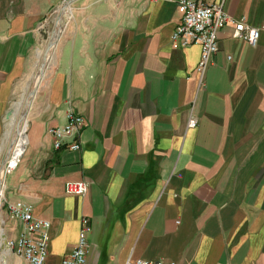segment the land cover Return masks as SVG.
<instances>
[{
  "label": "crops",
  "instance_id": "crops-1",
  "mask_svg": "<svg viewBox=\"0 0 264 264\" xmlns=\"http://www.w3.org/2000/svg\"><path fill=\"white\" fill-rule=\"evenodd\" d=\"M68 1L0 0V164L50 20ZM224 8L259 28V39L251 47L225 25L199 85L200 47L170 40L174 3L68 7L0 188V264H27L6 251L24 226L5 201L49 223L46 264L71 251L81 217L91 226L86 264H264V0ZM69 109L83 119L80 149L55 150L47 130L63 126ZM68 181L85 182L86 195H66Z\"/></svg>",
  "mask_w": 264,
  "mask_h": 264
},
{
  "label": "built area",
  "instance_id": "built-area-1",
  "mask_svg": "<svg viewBox=\"0 0 264 264\" xmlns=\"http://www.w3.org/2000/svg\"><path fill=\"white\" fill-rule=\"evenodd\" d=\"M168 1L177 6L180 14V23L175 26L170 40L179 43L182 47L196 45L201 49L199 61L194 70L199 85L202 83V76L211 57L218 51L217 34L225 25L233 24V37L244 40L249 46L255 47L258 42L260 29L247 26L244 20L232 21L224 8L226 0H218L215 3H206L204 0ZM196 126V119L190 116L187 127L193 129ZM82 127L83 119L81 116L69 109L66 115V123L63 126L49 128L47 135L52 137L55 150L61 148L79 150L80 144L77 139ZM13 169L7 165L4 177ZM63 190L68 196L83 197L87 193L88 185L82 181H68L64 183ZM2 206L11 218L21 222L24 226L23 232L17 239L6 241V251L22 258L27 264H46L50 241L48 236L49 223L34 218L31 207L22 201H5ZM90 233L91 226L88 218L81 217L77 241L71 251L62 258L61 264H86L89 248L87 239ZM125 264L162 263L128 259Z\"/></svg>",
  "mask_w": 264,
  "mask_h": 264
},
{
  "label": "water",
  "instance_id": "water-1",
  "mask_svg": "<svg viewBox=\"0 0 264 264\" xmlns=\"http://www.w3.org/2000/svg\"><path fill=\"white\" fill-rule=\"evenodd\" d=\"M74 1L75 0H69L68 2H66L65 4H63L61 6V8H60V10H59V12L57 14V17H56V23H55V28L53 30V35H52L51 40H50V42H49V44L47 46V49L50 48L51 45L52 46H56L59 34L61 32V29H62L63 15H64L65 11L67 10V8L70 7V5ZM46 62H47V58L43 57V59H42V61L40 63V66H39L38 78H37L35 84H33L32 87L30 88V90L28 91V94H27L26 99L24 101L23 110L21 112V115L19 117L18 122L15 125L14 136H13L12 142L10 144V148H9L5 158L3 159V161L0 164V188H1V185H2V182H3V179H4V173H5L6 167L8 165L7 164L8 160H9V157H10L11 152H12L11 150L13 148V145H14L15 141H16V137L18 135L19 130L22 128V126L24 127L26 111H27V109H28V107L30 105L32 97L34 96L35 92L37 91V88H38L39 84L42 81L43 70H45L47 68ZM12 113H13V110H10L7 113V117H9Z\"/></svg>",
  "mask_w": 264,
  "mask_h": 264
},
{
  "label": "rangeland",
  "instance_id": "rangeland-1",
  "mask_svg": "<svg viewBox=\"0 0 264 264\" xmlns=\"http://www.w3.org/2000/svg\"><path fill=\"white\" fill-rule=\"evenodd\" d=\"M54 16H55V14H54ZM55 23H56V20L54 21V19H53V17H52V19L50 20V23H49V28H53V25H55ZM49 38H50V36L49 35H46L45 36V39L43 40V42H41V44H40V47H39V51L41 52L40 53V55H38V53H39V51L37 52V56L36 57H38L39 56V58H36L37 60H36V63H35V65H34V67H33V72H32V75H31V84H34V82H35V80H36V78H37V76H38V71H39V66H40V63H41V61H42V59H43V57H45L46 58V55H47V52L49 51V48L47 49V46H48V44H49ZM50 47H52V46H50ZM47 49V50H46ZM52 58H53V55L51 56V59H50V61H49V63H48V65H47V68L44 70L45 72H44V75H43V78L45 77V75L47 74V71H48V67L50 66V64H51V62H52ZM43 78H42V80H43ZM24 99V97L22 98V100ZM22 102V103H21ZM20 103V106H22V104H23V101H21Z\"/></svg>",
  "mask_w": 264,
  "mask_h": 264
},
{
  "label": "bare ground",
  "instance_id": "bare-ground-1",
  "mask_svg": "<svg viewBox=\"0 0 264 264\" xmlns=\"http://www.w3.org/2000/svg\"><path fill=\"white\" fill-rule=\"evenodd\" d=\"M68 9V8H67ZM54 49H55V46H52L51 48H50V50L48 51V54H47V56H46V58H47V62H46V65H48V63H49V61H50V59H51V56L53 55V52H54ZM44 70H43V75H44ZM37 78H38V76H37ZM37 78H36V80H37ZM36 80H35V82H36ZM35 82H34V84H35ZM30 87V86H29ZM23 101V100H22ZM22 103V102H21ZM21 103H19V107H21L20 106V104ZM21 109V108H20ZM21 131V132H20ZM19 133H22L24 136H25V128L22 126V128L19 130V132H18V135H19ZM16 140H17V137H16ZM14 146H15V143H14V145H13V148H12V150L11 151H13V149H14ZM10 158V157H9ZM8 166H9V161H8ZM13 169V168H12ZM1 196V195H0Z\"/></svg>",
  "mask_w": 264,
  "mask_h": 264
}]
</instances>
